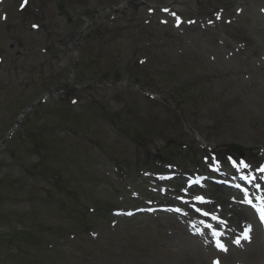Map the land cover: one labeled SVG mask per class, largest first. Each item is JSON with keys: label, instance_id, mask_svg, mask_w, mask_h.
Instances as JSON below:
<instances>
[{"label": "rangeland", "instance_id": "1", "mask_svg": "<svg viewBox=\"0 0 264 264\" xmlns=\"http://www.w3.org/2000/svg\"><path fill=\"white\" fill-rule=\"evenodd\" d=\"M100 1L29 0L21 13L17 10L20 0H5L0 5V141L24 107L69 83L74 59L68 45L83 26L78 27L76 19L89 11L90 29L86 33L90 35L101 25H105L101 32H110L104 36L109 40L105 41L107 57L101 65L106 68L107 60L113 58L125 65L146 59L143 65L136 62L137 70L143 73L138 87L158 96L148 99L137 91H120V87L95 88L91 90L94 100L82 97L73 110H61L58 101L66 90L58 101L46 100L39 108L42 114L33 110L26 113L0 151V264H27L26 259L31 258L33 264H63L58 255L40 252L33 256L35 251L26 247L22 237L23 231L38 234L40 228L61 224L54 221L55 207L49 199L58 198L55 182H63L66 189L76 188L82 200H88L89 208L96 202L119 206L145 182L140 173L147 169H142L144 160L138 159L145 153L156 154L165 148L162 156L169 164H179V157L191 167L207 157L206 148L222 157L232 143L243 148L244 158L254 167L264 163V31H257L261 26L257 7L263 5L262 0H150L146 5L138 0L135 8L129 4L118 12H103L101 7L111 0H103L105 4ZM60 5L73 13L56 19L53 12ZM169 8L182 13L184 24L177 30L171 27L174 19L161 12L167 9L170 13ZM238 9H243V24H224ZM30 16L33 19L25 22ZM161 19L168 20V25L163 26ZM66 20L71 25H66ZM32 24L40 26L41 34L31 30ZM44 28L49 38L42 34ZM49 44L53 46L48 53L45 49ZM84 68L91 77L98 66L84 64ZM80 84L74 80L71 87ZM170 94L173 104L180 105L182 120L176 108L163 101ZM66 111L71 117H65ZM42 126L52 129L42 136L38 133ZM39 163L43 166L34 169ZM135 164L139 167L130 172ZM37 173L46 174L48 179ZM132 175H136L135 182L128 178L116 192L115 185ZM232 221L240 223L237 218ZM167 227L165 222L159 225L140 219L112 226L102 219L93 221L92 236L79 237L102 238L98 243L106 245L117 241L112 255L100 261L97 250L89 264H122L119 260L128 259L132 248L141 259L131 264H209L214 253L202 238L190 236L178 223ZM162 229L167 230V236ZM145 231L144 242L137 243ZM14 232L20 236H13ZM151 232H161L160 240L148 237ZM145 244L151 249L146 250ZM18 248L23 252L16 254ZM261 254V241L255 240L237 256L220 258L224 264H257Z\"/></svg>", "mask_w": 264, "mask_h": 264}, {"label": "snow or ice", "instance_id": "2", "mask_svg": "<svg viewBox=\"0 0 264 264\" xmlns=\"http://www.w3.org/2000/svg\"><path fill=\"white\" fill-rule=\"evenodd\" d=\"M25 2H26V0H25ZM21 7H23V5H21ZM233 165L236 166V163L233 162ZM239 167H240V168H247L248 165H247L244 161H240V162H239ZM260 171L264 172V167H261V168H260ZM197 199H201V198L198 197ZM246 202L249 203V204L252 203L251 200H247V199H246ZM259 214H260L261 221L264 222V201H262V207L259 209ZM205 215H207V213H205ZM213 219H216V218L213 217ZM249 231H250V228L247 229V230L242 234V238H243V239H245V240L249 239V235H248V232H249ZM212 235H213V236H218L219 233H217V232H213ZM236 243H239V240H237ZM216 246H217V248H219L220 250L226 251V249L224 248V245H223L219 240L216 241Z\"/></svg>", "mask_w": 264, "mask_h": 264}, {"label": "bare ground", "instance_id": "3", "mask_svg": "<svg viewBox=\"0 0 264 264\" xmlns=\"http://www.w3.org/2000/svg\"><path fill=\"white\" fill-rule=\"evenodd\" d=\"M20 119H22V117H20Z\"/></svg>", "mask_w": 264, "mask_h": 264}]
</instances>
